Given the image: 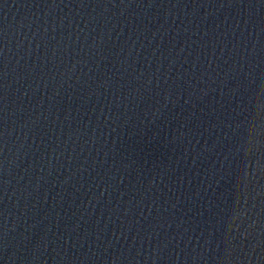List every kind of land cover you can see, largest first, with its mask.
Segmentation results:
<instances>
[{
	"label": "water",
	"instance_id": "water-1",
	"mask_svg": "<svg viewBox=\"0 0 264 264\" xmlns=\"http://www.w3.org/2000/svg\"><path fill=\"white\" fill-rule=\"evenodd\" d=\"M254 3L0 0V264H264Z\"/></svg>",
	"mask_w": 264,
	"mask_h": 264
},
{
	"label": "snow or ice",
	"instance_id": "snow-or-ice-1",
	"mask_svg": "<svg viewBox=\"0 0 264 264\" xmlns=\"http://www.w3.org/2000/svg\"><path fill=\"white\" fill-rule=\"evenodd\" d=\"M244 3L248 4V5H255L254 0H244ZM253 19H254V17H253ZM261 53L264 54V41H262V43H261ZM230 103H231V98L229 96L228 104L226 105L225 110H230V109H228V105ZM261 113H262V116H264V106H262ZM261 123H262V125H264V120H262ZM212 126L215 128L216 124H213ZM261 143H264V140H262ZM247 235H248V233H245V236H247ZM191 251H192V254L194 256L198 255V253H196L194 249H192Z\"/></svg>",
	"mask_w": 264,
	"mask_h": 264
}]
</instances>
